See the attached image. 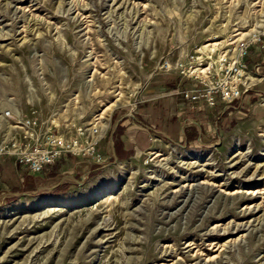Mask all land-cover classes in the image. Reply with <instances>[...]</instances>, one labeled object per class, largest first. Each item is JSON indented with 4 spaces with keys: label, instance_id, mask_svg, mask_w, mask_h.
Masks as SVG:
<instances>
[{
    "label": "rangeland",
    "instance_id": "obj_1",
    "mask_svg": "<svg viewBox=\"0 0 264 264\" xmlns=\"http://www.w3.org/2000/svg\"><path fill=\"white\" fill-rule=\"evenodd\" d=\"M0 264H264V0H0Z\"/></svg>",
    "mask_w": 264,
    "mask_h": 264
},
{
    "label": "built area",
    "instance_id": "obj_2",
    "mask_svg": "<svg viewBox=\"0 0 264 264\" xmlns=\"http://www.w3.org/2000/svg\"><path fill=\"white\" fill-rule=\"evenodd\" d=\"M186 94L187 96L193 95V92L187 91ZM93 142L96 141L94 140ZM59 145L56 144V147H51L50 149L35 146L32 150L17 146L16 148H11L8 152L15 154L16 160L24 162L32 171H41L46 164L52 162L61 153L62 149L58 147Z\"/></svg>",
    "mask_w": 264,
    "mask_h": 264
},
{
    "label": "bare ground",
    "instance_id": "obj_3",
    "mask_svg": "<svg viewBox=\"0 0 264 264\" xmlns=\"http://www.w3.org/2000/svg\"><path fill=\"white\" fill-rule=\"evenodd\" d=\"M236 40H237V39H236ZM214 44L217 45V43H210V44H206L205 46L207 47V46L214 45ZM244 73H247V75H246L247 78H254V75H253L252 73H250V72L248 73V71H246V70L244 71ZM91 80H92V79H90L89 81H91ZM111 106H112V105H111ZM110 110H111V109H110ZM177 191H179V190H176V192H177Z\"/></svg>",
    "mask_w": 264,
    "mask_h": 264
},
{
    "label": "crops",
    "instance_id": "obj_4",
    "mask_svg": "<svg viewBox=\"0 0 264 264\" xmlns=\"http://www.w3.org/2000/svg\"><path fill=\"white\" fill-rule=\"evenodd\" d=\"M13 194H15V193H13ZM41 201H42V199H40Z\"/></svg>",
    "mask_w": 264,
    "mask_h": 264
}]
</instances>
